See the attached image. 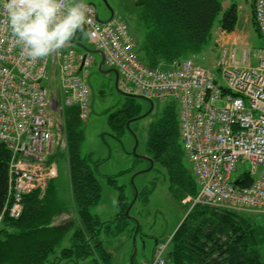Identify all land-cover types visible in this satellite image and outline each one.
<instances>
[{
	"label": "built area",
	"instance_id": "2783aa9c",
	"mask_svg": "<svg viewBox=\"0 0 264 264\" xmlns=\"http://www.w3.org/2000/svg\"><path fill=\"white\" fill-rule=\"evenodd\" d=\"M4 3L0 0V142L12 155L0 226L6 214L13 218L22 214L25 193L44 189L57 175L55 161L48 159L56 153L59 140L66 144L63 109L78 106L81 118H88V76L94 61L91 52L78 51L72 40L47 58L30 61L22 57L13 42ZM86 4L84 32L103 52L107 65L119 71L120 89L178 104L181 138L198 186L195 196L186 194L181 202L189 210L206 204L264 211V169L250 186L233 179L242 159L250 161L253 173L264 166V49L258 51V65L245 66L249 48H243V58L237 60L238 48L227 44L229 32L221 30L219 76L190 58L176 60L167 69L151 67L139 57L126 20L120 15L101 20L97 8ZM254 18L264 35V0H254ZM56 115L59 119L54 121ZM159 245L162 258L156 259L155 250V256L142 264H166L163 252L169 244Z\"/></svg>",
	"mask_w": 264,
	"mask_h": 264
},
{
	"label": "trees",
	"instance_id": "16d2710c",
	"mask_svg": "<svg viewBox=\"0 0 264 264\" xmlns=\"http://www.w3.org/2000/svg\"><path fill=\"white\" fill-rule=\"evenodd\" d=\"M135 4L140 9L139 17L144 26L141 36L136 38V51L145 64L164 69L184 58L202 65L200 56L215 36V27L232 32L240 17L236 3L224 7L221 0H135ZM251 9L252 21L257 25L254 2ZM214 45L218 47L215 38ZM128 96L123 106L110 115L112 126L127 128L128 119L140 114L139 106L133 102L134 96ZM83 123L78 106L63 109L66 147L58 149L48 159L49 163L58 164L67 161L77 209L75 227L72 226L74 220L69 223L55 221L67 209L61 207L56 177L51 178L45 190L38 188L23 195V211L19 217L4 216L0 226V264H54L56 258L78 262L89 257H93L95 264H113L102 232L115 235L136 221L129 215L131 211L126 214L132 199L127 197L124 186L115 184L116 179L111 176L108 181L119 189V212L114 219L104 221L91 211L102 197V185L94 170L93 163L97 165L98 161L82 152ZM140 152L155 161V167L149 171L157 169L168 176L171 193L178 202L186 194L195 196L198 193L181 138L177 102H169L150 124L144 149ZM11 155L10 148L0 142V211L8 194ZM135 160L145 159L135 157ZM145 161L148 166L150 162ZM241 177L235 179L239 185L250 186L255 181L251 173ZM129 229L133 236L136 222ZM68 233H71L70 244L64 245ZM140 233L141 225L137 236ZM159 241H156L154 252ZM169 244L166 259L174 264H264L261 252L264 226L250 214L228 208L196 204Z\"/></svg>",
	"mask_w": 264,
	"mask_h": 264
},
{
	"label": "rangeland",
	"instance_id": "374dc122",
	"mask_svg": "<svg viewBox=\"0 0 264 264\" xmlns=\"http://www.w3.org/2000/svg\"><path fill=\"white\" fill-rule=\"evenodd\" d=\"M221 1L224 7L236 3L240 15L238 24L235 30L232 31L227 44L230 47L238 48L237 60H242L243 58L242 49L249 48L250 55L247 57L245 66L258 65V51L259 49H264V35L252 21L251 5L253 0ZM85 2L91 3L97 8L101 19L109 18L113 13L114 15H120L130 25L129 27L135 40L141 36V31H144V26L139 17L140 9L136 6L135 0H85ZM215 32L219 34L217 27L214 29ZM217 38L218 36L216 40ZM210 41L201 54L199 63L219 76L221 72L217 66V61L220 56V48L214 45V37ZM82 43L88 48L96 50L95 46L89 41L87 32L82 36ZM74 47L78 51H85L80 46L75 45ZM92 55L94 61L89 67L88 76V82L91 87V104L89 116L83 123L82 152L85 155L89 154L92 160L98 161L97 165L93 164L95 174L102 185V197L98 204L91 207V211L104 221L114 219L117 212H119L120 207L117 204L119 189L108 181V178L111 176L116 179L115 184L124 186L125 193L129 199L133 200L136 189L138 190V198H136L135 204L130 210V215L136 221L131 222L127 229L115 235L102 232L104 245L112 254V262L114 264H129L131 258L140 261L147 256L152 255L154 257L155 252L153 250L157 240H165L164 242L169 244L176 229L186 216L189 205L185 206L181 201L178 202L174 198L169 187L168 176L157 169L140 173L135 177L134 182L132 180V176L136 171L147 167V162L145 160L136 161V156L132 152L136 144L134 131H136L139 140L137 152L141 153L140 151L145 146L150 124L161 115L164 107L169 102L159 99L154 100L155 108L147 116L133 121L130 127L121 128L112 126L109 122L110 115L122 107L129 96L121 90L119 91L115 86L114 72L105 73L99 69L101 54L92 53ZM104 68L110 67L107 63H104ZM56 83L57 80L54 79L52 85L55 86ZM133 98V102L139 106L140 114L146 113L149 110L150 104L148 100L138 96H134ZM58 119L59 116L56 115L54 121ZM61 142L59 140L58 149L66 147ZM185 162L190 167V162L187 159ZM56 166V190L57 194H60L61 207L67 209L66 213L68 215L55 221L69 223V221L74 220L72 226L75 227L78 221L77 209L70 188L67 161L63 160L60 164L56 162ZM262 169H264V166H260L253 173L250 161L242 159L233 173V179L235 180L248 173H251L256 179L259 177ZM244 211V213L250 214L254 220L264 226V211L259 212L257 209H246ZM137 221L139 226L141 225V233L138 236L136 234L134 238V235H130L129 228L135 222L137 223ZM112 226L115 227V223ZM70 235L71 233L67 234L66 241H68ZM169 246H167L166 250L169 249ZM59 249L60 247L58 248V252ZM162 249L161 245L156 248L157 260L162 258V256H159L162 253ZM261 252L264 259V244ZM165 255L167 256V251L166 253L165 251L163 252V256ZM93 261V257L80 260L77 263L56 258L54 264H95ZM143 262L145 261L142 260L138 264H142ZM131 263L135 264L134 261ZM167 264L174 263L168 261Z\"/></svg>",
	"mask_w": 264,
	"mask_h": 264
},
{
	"label": "clouds",
	"instance_id": "9594fccd",
	"mask_svg": "<svg viewBox=\"0 0 264 264\" xmlns=\"http://www.w3.org/2000/svg\"><path fill=\"white\" fill-rule=\"evenodd\" d=\"M3 7L13 42L30 61L67 47L88 23L85 0H5Z\"/></svg>",
	"mask_w": 264,
	"mask_h": 264
},
{
	"label": "water",
	"instance_id": "95a60500",
	"mask_svg": "<svg viewBox=\"0 0 264 264\" xmlns=\"http://www.w3.org/2000/svg\"><path fill=\"white\" fill-rule=\"evenodd\" d=\"M81 30H82L83 33H84V31H85V27H83ZM76 34H77V32H76ZM76 34L73 36V38H72V42L75 43L76 45L82 47L83 49L92 52V53H100V54H101V60H100V62H99V69H100L101 71L105 72V73H107V72H114V73H115V86H116L117 89L120 91V89H119V85H118L119 71H118L116 68H114V67H112V68H104L105 56H104L103 52H102L101 50H97V49H96V50H92V49L86 47L85 44H83L81 41H77V40H75ZM139 97H142V98L148 100L149 103H150V108H149V110H148L146 113H144V114H142V115H140V116H137V117H134V118L128 120V121H127V127H130V123H131L132 121L145 117L147 114H149V113L153 110V107H154V101H153L152 99H149V98H146V97H143V96H139ZM134 136H135L136 144L134 145V147H133V149H132V152L135 154V156H137V157H139V158H143V159L148 160V161L150 162V166H149L148 168H146V169H141V170L136 171V172L133 174V176H132V180H133V182H134L135 177H136L138 174H140V173H144V172H146V171H148V170H151V168H153V166H154V160H153L152 158L148 157L147 155H143V154H139V153H137V146H138V144H139V140H138V137H137V135H136L135 132H134ZM137 196H138V190L136 189L135 196H134L133 200L131 201V203L129 204V206L127 207V209H126V214H129V211H130L132 205L134 204V202H135ZM138 229H139V223L137 222V228H136V231H135V234H134V238H135V235H136ZM135 250H136V248H135ZM131 261H133L132 258H131Z\"/></svg>",
	"mask_w": 264,
	"mask_h": 264
},
{
	"label": "crops",
	"instance_id": "0c3cea01",
	"mask_svg": "<svg viewBox=\"0 0 264 264\" xmlns=\"http://www.w3.org/2000/svg\"><path fill=\"white\" fill-rule=\"evenodd\" d=\"M218 29V28H217ZM230 35H231V33H229V37L226 39V41H227V43L229 42V40H230ZM216 37H217V33L215 32V36H214V38H215V40H216ZM224 37H226L225 35H222V38L224 39ZM217 42H218V38H217V40H216ZM224 42H225V40H224ZM219 43V42H218ZM66 215H68L66 212H64V213H61L60 214V216L59 217H57L56 219H59V218H61V217H65ZM64 219V218H63ZM62 219V220H63ZM61 221V220H60ZM67 242V243H66ZM70 244V241H66V238H65V240H64V245H69ZM152 257V255L151 256H147V257H144L143 259H141L140 261H137L135 258H132L133 259V261H134V263H138V262H142V260L143 261H145V260H147V259H150ZM132 261H131V259L129 260V264H132L131 263ZM74 263H77V262H74ZM114 264V263H113ZM127 264V263H126Z\"/></svg>",
	"mask_w": 264,
	"mask_h": 264
},
{
	"label": "bare ground",
	"instance_id": "6f19581e",
	"mask_svg": "<svg viewBox=\"0 0 264 264\" xmlns=\"http://www.w3.org/2000/svg\"><path fill=\"white\" fill-rule=\"evenodd\" d=\"M84 33H85V32H84ZM84 33H79V32H77L76 37H75V40H77V41H82V36H83Z\"/></svg>",
	"mask_w": 264,
	"mask_h": 264
},
{
	"label": "flooded vegetation",
	"instance_id": "af4514ba",
	"mask_svg": "<svg viewBox=\"0 0 264 264\" xmlns=\"http://www.w3.org/2000/svg\"><path fill=\"white\" fill-rule=\"evenodd\" d=\"M150 104V103H149ZM155 108V103H154V107H153V109ZM144 114V113H143ZM140 115H142V114H138L137 116H140ZM148 115V114H147ZM146 115V116H147ZM137 116H135V117H137ZM134 118V117H133ZM130 119H132V118H130ZM130 119H128V120H130ZM141 119V118H140ZM137 120H139V119H137ZM134 121H136V120H134ZM133 122V121H132ZM127 125V124H126ZM144 154V153H143ZM148 157H150L148 154H146ZM153 159V158H152ZM150 165V164H149ZM149 165L147 166V167H149ZM146 167V168H147ZM153 167H155V161H154V166Z\"/></svg>",
	"mask_w": 264,
	"mask_h": 264
}]
</instances>
